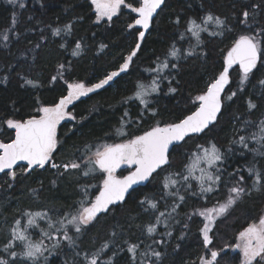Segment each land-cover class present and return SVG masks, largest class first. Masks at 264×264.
I'll use <instances>...</instances> for the list:
<instances>
[{
	"label": "snow or ice",
	"instance_id": "snow-or-ice-1",
	"mask_svg": "<svg viewBox=\"0 0 264 264\" xmlns=\"http://www.w3.org/2000/svg\"><path fill=\"white\" fill-rule=\"evenodd\" d=\"M7 2L14 9L23 10L28 6L26 0ZM38 3L41 8L45 7L43 0H38ZM90 5L95 15L93 23H106L109 27L114 23V17L119 18L126 10L130 18L126 30L135 34V44L127 55L121 57L122 62L116 70L105 73L94 83L66 76V73L73 71L71 60L58 63L56 74L48 78V83L54 85L63 81L66 94L61 93L51 103L37 97L26 118L20 115L16 101H11L0 114V133H11L7 140L0 139V174L6 178L0 184V189H12L19 179L46 167L55 169L58 178L74 175L78 183L81 178L99 183L80 184L79 199L63 211H57L55 219L51 214L52 209L17 210L18 218L14 216L6 229L0 228V264H49V258L58 255L65 247L71 250V256L65 258L63 264H117L119 253L124 251L129 255L130 264H162L165 253L158 249L167 241L153 237L158 234L159 225L166 229L159 233L161 237L173 236L169 222L181 223L173 214H178L177 209L185 205L190 197L200 203L194 204L191 212H185L182 227L188 230L194 218L200 219L202 226L199 233L204 253L195 260L186 261V264H229L225 259L229 249L239 250L240 264H264V208L248 218L246 225L236 234L234 244L217 248L210 235L217 222L231 215L246 197L253 192H264V168L256 167L255 161L246 168L232 167L229 171V158L237 147L240 155L250 152L254 156L264 157V115L258 122L242 116L234 117L240 122V132H246L248 128L258 131L251 135H238V138L229 141L227 147L209 135L219 122L225 100L231 101L238 94H246L248 115H254L264 105V0H243L239 6L234 0L231 16L218 14L206 8L204 3L200 5L202 14H185L187 9H191V3H187L182 12L173 9L169 23L174 33L169 46L161 55L155 56L152 65L142 69L148 74L147 78H138L132 94L119 101L122 105L135 103L139 109L133 118L128 107L124 108L113 133L121 137L120 141L109 142L111 137L106 133L109 139L99 138L96 143L73 145L70 156L58 163L54 154L58 148H63L58 137V126L62 121L76 120L69 110L70 106L81 97L111 87L118 77L130 72L139 58L146 34H151L149 30L154 22L168 7L167 0H90ZM17 24V13L13 11L11 26L2 35L3 41H9L8 32H13L16 39H20ZM74 24L75 21H72L63 26L46 27L53 37H61L62 34L71 36ZM40 32L42 43L48 37L44 35L43 28ZM81 40L74 41V47L63 40L58 47L72 57H80L84 51ZM216 41L224 45L219 49V71L205 82L196 95L189 94L188 105L180 115L171 120L158 118L160 110L155 97L163 91L161 85L167 82L166 95L177 94L180 90L177 76L181 72V61L193 58L206 61L207 45ZM41 43L35 44V48H40ZM185 44L187 47H184ZM3 47L8 48V44L5 43ZM107 47V44L100 43L98 51L103 52ZM13 68L15 65H10L9 71ZM234 71L239 79L235 89L228 88L226 93V87L232 84L231 73ZM16 75L22 88L43 87V82L38 78H30L23 72ZM8 81L9 76L5 75L0 83L6 85ZM83 119L85 117H81V121ZM149 121L152 122L144 128ZM132 125L142 129L139 134L127 131ZM252 142L257 146L250 147ZM186 145L189 147L180 168L169 171L173 167L172 153ZM125 166L132 170L127 175L118 176L117 170ZM161 173L165 174L159 181L162 192L160 199L171 198V204L161 211L160 200L154 194H144L136 201V206L143 213L151 214L152 219L135 225L139 213L137 217L129 216L128 228H139L142 235L151 239V243L124 239V228L117 224L99 243L93 241L90 248L82 247V237L86 236L90 227H94L102 217L127 205L131 192L135 191L134 185L151 182ZM93 188L94 192L91 191ZM31 191L34 196L38 195L37 189ZM37 231L38 236L34 237ZM186 235L187 232L182 231L177 239L184 240ZM180 247L177 243L174 250Z\"/></svg>",
	"mask_w": 264,
	"mask_h": 264
},
{
	"label": "trees",
	"instance_id": "trees-1",
	"mask_svg": "<svg viewBox=\"0 0 264 264\" xmlns=\"http://www.w3.org/2000/svg\"><path fill=\"white\" fill-rule=\"evenodd\" d=\"M27 8L14 9L13 5L7 0H0V80L5 75L9 76V81L5 85L0 83V114H3L6 107L15 100L17 107L20 108V115L25 118L32 111L37 97L45 103H51L57 99L61 93L66 94V86L63 81L49 85L48 78L56 74L57 64L71 60L73 71L66 73L71 79H82L96 82L102 78L105 73L116 70L123 55H127L135 44V34H130L126 30V24L130 22V18L126 12L119 17H114V23L109 27L106 23L95 25L94 12L89 0H43L45 7L41 8L38 0H26ZM234 0H167L168 7L160 13V16L154 22L150 29V35L147 34L138 59L128 74H122L116 79L111 87L98 90L96 93H90L86 97L74 102L69 110L76 116V120L62 121L58 126V137L61 140L63 148H58L54 154L56 162H61L68 158L73 151L72 146H80L85 142H98L99 138L109 139L105 134L111 137L109 142H119L121 137L113 135L118 121L124 111L128 107L133 118L138 113V106L135 103L130 105H122L119 101L132 94L133 86L138 78H147V73L142 69L152 65L155 56L161 55L169 46L173 37L174 29L169 23L170 17H173V9L176 12H182L186 9L187 3H191V9H187L185 14L195 15L202 14L201 3L206 8L213 9L218 14L231 16V4ZM239 3L243 0H235ZM17 13L16 31L21 33L20 39L17 40L13 32H8L10 39L5 42L2 35L11 26L12 13ZM32 19L29 20L28 17ZM83 17V19H77ZM75 21L73 34L71 36L53 37L51 31L46 25L63 26L66 23ZM236 23V21H231ZM240 27H243L242 25ZM44 29V35L48 39L41 43L40 29ZM182 30V29H181ZM95 33V35H93ZM82 38V40H81ZM69 41L74 47V41L81 40L84 45V51L80 57H72L69 52L60 50L58 45L63 41ZM31 41V43H29ZM7 43L8 48L3 45ZM41 43L40 48H35V44ZM100 43H105L108 47L103 51H98ZM224 45L218 41L207 45L208 56L206 61L189 59L181 61V72L177 76L180 80L179 91L175 95H166L167 82L165 81L161 87L163 91L156 99V106L160 110V119L171 120L176 115L181 114V110L188 105L189 94L196 95L203 89L205 82L221 67V54L219 49ZM184 47H187L185 44ZM35 56V60H33ZM15 65L12 71L9 66ZM17 72H23L30 78H38L43 82V87L39 89L22 88L17 77ZM232 84L228 88L235 89L239 79L237 72H232ZM228 89L226 90V93ZM246 94H238L231 101L225 100L222 114L219 122L209 134L216 141L227 147L229 141L238 138V135H251L258 131L256 128H248L246 132H240V122L234 117L242 116L244 119L257 121L264 115V105L254 115H248L246 112ZM81 117H85L81 121ZM152 121L144 124L147 128ZM142 129H137L132 125L127 129L128 132L139 134ZM11 133H0V139L7 140ZM250 147H256L254 142L250 143ZM189 146L177 148L172 153L173 167L169 171H176L180 168L184 153ZM253 161L258 168H264V157L254 156L253 153L245 152L240 155L237 147L235 153L229 158V171L232 167L246 168ZM128 171L118 172L117 175H125ZM165 173H161L160 177L149 182L144 188H138L131 192V197L124 208L117 209L114 213L102 217L94 227H90L86 236L82 237V247L90 248L91 243L96 241L99 243L106 238L107 233L113 226L119 224L124 228L123 238L131 242L144 240L146 244L151 243L145 235L141 234L139 228L133 226L128 228L129 216L137 217L135 225L147 223L152 219L151 214L143 213L137 206L136 201L141 199L144 194L155 195L160 200L159 208L164 211L167 205L171 204V198L160 199L161 185L160 179ZM247 176V172L244 173ZM6 178L0 177V184L4 183ZM56 183L53 184L52 181ZM85 182L98 184L97 180H89L81 178L79 183L74 175H65L57 177L56 170L47 168L37 169L30 176L19 179L14 188L0 189V228L6 229L11 223L14 216L18 218L17 210L41 211L52 209L53 219L56 218L57 211H63L68 205L79 199V185ZM195 184V182L193 181ZM251 183V180H249ZM32 189H37L38 195L34 196ZM91 191H95L93 188ZM196 198L190 197L185 205L177 209L178 214H173L176 220L170 221V227L173 236L161 237L159 233L165 232L163 225L158 226V234L153 239H165L167 243L158 250L165 253L162 264H186V261L195 260L202 255L204 249L202 247V239L199 228L202 226L199 218H194L190 222V229L184 230L182 227L185 212H191L194 204H199ZM264 208V192H253L251 196L246 197L239 206L225 219L217 222L213 229V244L217 248H222L225 244H234L236 234L248 222L250 216H255ZM170 210V208L168 209ZM24 221H22L23 223ZM41 225L46 227L43 221ZM119 232L120 229L118 228ZM187 232L184 240H179L181 232ZM38 236V231L34 233V237ZM223 237V239H222ZM120 237H118V240ZM179 243L181 247L177 250L175 245ZM122 247L126 246L122 245ZM211 247V246H210ZM143 248V245H142ZM71 256V250L64 248L58 255L49 258V264H63L65 258ZM229 264H240L241 255L239 251L232 250L225 257ZM117 264H130L129 255L126 251L120 252L117 257Z\"/></svg>",
	"mask_w": 264,
	"mask_h": 264
},
{
	"label": "water",
	"instance_id": "water-1",
	"mask_svg": "<svg viewBox=\"0 0 264 264\" xmlns=\"http://www.w3.org/2000/svg\"><path fill=\"white\" fill-rule=\"evenodd\" d=\"M150 31V30H149ZM146 36H147V34H146ZM228 89V87H226V89H225V92H226V90ZM132 169H128L126 166L125 167H122L121 169H118L117 170V173L118 172H121V171H131ZM128 172L125 174V175H127L128 174ZM116 173V174H117ZM3 174H0V177L2 176ZM149 184V182H144V183H142V184H140V185H134L133 187H134V189L136 190V189H138V188H144V187H146L147 185ZM133 192V191H132ZM201 239H202V237H201Z\"/></svg>",
	"mask_w": 264,
	"mask_h": 264
},
{
	"label": "rangeland",
	"instance_id": "rangeland-1",
	"mask_svg": "<svg viewBox=\"0 0 264 264\" xmlns=\"http://www.w3.org/2000/svg\"><path fill=\"white\" fill-rule=\"evenodd\" d=\"M89 1H90V0H89ZM222 239H223V237H222ZM237 251H239V250H237ZM229 252H232V249H229V250H228V253H229ZM202 254H203V253H202Z\"/></svg>",
	"mask_w": 264,
	"mask_h": 264
},
{
	"label": "flooded vegetation",
	"instance_id": "flooded-vegetation-1",
	"mask_svg": "<svg viewBox=\"0 0 264 264\" xmlns=\"http://www.w3.org/2000/svg\"><path fill=\"white\" fill-rule=\"evenodd\" d=\"M211 235V234H210ZM204 253V252H203Z\"/></svg>",
	"mask_w": 264,
	"mask_h": 264
}]
</instances>
